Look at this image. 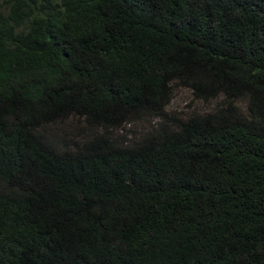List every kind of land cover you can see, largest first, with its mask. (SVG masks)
<instances>
[{"label":"trees","instance_id":"16d2710c","mask_svg":"<svg viewBox=\"0 0 264 264\" xmlns=\"http://www.w3.org/2000/svg\"><path fill=\"white\" fill-rule=\"evenodd\" d=\"M0 264H264V0H0Z\"/></svg>","mask_w":264,"mask_h":264},{"label":"rangeland","instance_id":"374dc122","mask_svg":"<svg viewBox=\"0 0 264 264\" xmlns=\"http://www.w3.org/2000/svg\"><path fill=\"white\" fill-rule=\"evenodd\" d=\"M220 102H221V97L209 103L196 101L192 98L189 90L178 86H174L173 95L168 106L165 108V113L172 117H176L179 119H186L188 117H191L192 115H196V114L204 115L207 113L214 112ZM237 105L242 110L243 108H245L246 103L245 101L241 100L237 102ZM153 125L154 122L153 123L151 122L150 124H144L141 127L137 126V128L135 127L133 128V130H136V136H137L139 133L142 134L145 131H147Z\"/></svg>","mask_w":264,"mask_h":264}]
</instances>
